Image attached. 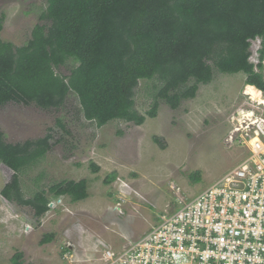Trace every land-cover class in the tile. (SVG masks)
<instances>
[{
  "label": "rangeland",
  "instance_id": "1",
  "mask_svg": "<svg viewBox=\"0 0 264 264\" xmlns=\"http://www.w3.org/2000/svg\"><path fill=\"white\" fill-rule=\"evenodd\" d=\"M46 3L0 0L5 15L0 39L24 44L33 26L45 22L39 15ZM259 48L260 39L252 40L254 64ZM75 65L69 59L57 72L67 75ZM261 72L264 75V67ZM245 78L242 72L215 71L209 83L199 85L195 97L183 99L175 109L159 100L156 116L140 125L112 119L97 126L83 117L72 94L57 109L14 102L0 106L6 141L36 139L49 129L54 135L48 152L19 172L25 197L63 179L86 178L89 193L76 202L51 197V208L39 218L31 207L9 202L0 193V264H12L16 252H22L24 264H100L105 248L121 249L181 198L187 200L213 184L249 154L236 137L228 139L233 119L241 120L244 107L264 115V103L255 106L241 94ZM155 85L154 80L139 82L134 105L142 114L151 108ZM90 163L99 169L93 171ZM111 173L113 181L106 183ZM11 176L12 170L0 163V192ZM46 234L52 239L42 243Z\"/></svg>",
  "mask_w": 264,
  "mask_h": 264
},
{
  "label": "trees",
  "instance_id": "2",
  "mask_svg": "<svg viewBox=\"0 0 264 264\" xmlns=\"http://www.w3.org/2000/svg\"><path fill=\"white\" fill-rule=\"evenodd\" d=\"M46 1L39 15L45 22L33 26L24 44L0 39V106L14 102L57 109L72 94L83 117L97 126L112 119L140 125L156 116L159 100L175 109L183 99L195 97L215 71L242 72L245 83L264 91V0ZM4 18L0 13V31ZM256 38L260 48L254 64L250 46ZM69 59L76 65L68 74L57 72ZM140 80L158 83L145 114L134 105ZM57 124L68 132L62 121ZM52 140L49 129L36 139L12 143L0 128V163L12 170L1 196L31 207L37 218L51 208V197L76 202L89 195L86 178L63 179L23 195L19 172L41 159ZM113 175L105 182H112ZM51 239L46 234L41 242ZM11 263L24 264L22 252Z\"/></svg>",
  "mask_w": 264,
  "mask_h": 264
},
{
  "label": "built area",
  "instance_id": "3",
  "mask_svg": "<svg viewBox=\"0 0 264 264\" xmlns=\"http://www.w3.org/2000/svg\"><path fill=\"white\" fill-rule=\"evenodd\" d=\"M243 109L228 139L248 156L100 264H264V115Z\"/></svg>",
  "mask_w": 264,
  "mask_h": 264
},
{
  "label": "water",
  "instance_id": "4",
  "mask_svg": "<svg viewBox=\"0 0 264 264\" xmlns=\"http://www.w3.org/2000/svg\"><path fill=\"white\" fill-rule=\"evenodd\" d=\"M264 63V61H263ZM242 94L248 96L250 102L259 105L264 103V92L253 84L245 83L242 88ZM240 110V109H239ZM244 109H241L239 112L242 113ZM238 112V111H237ZM252 113V112H251ZM233 122L236 124V119H233ZM52 205V202L49 203V206Z\"/></svg>",
  "mask_w": 264,
  "mask_h": 264
},
{
  "label": "flooded vegetation",
  "instance_id": "5",
  "mask_svg": "<svg viewBox=\"0 0 264 264\" xmlns=\"http://www.w3.org/2000/svg\"><path fill=\"white\" fill-rule=\"evenodd\" d=\"M263 65H264V63H263Z\"/></svg>",
  "mask_w": 264,
  "mask_h": 264
}]
</instances>
